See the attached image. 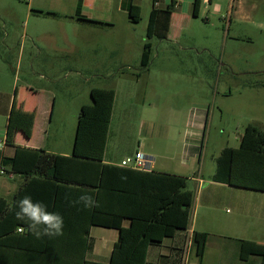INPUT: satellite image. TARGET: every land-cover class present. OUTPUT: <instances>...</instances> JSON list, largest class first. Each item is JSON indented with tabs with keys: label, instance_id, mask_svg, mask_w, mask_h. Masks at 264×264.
<instances>
[{
	"label": "rangeland",
	"instance_id": "374dc122",
	"mask_svg": "<svg viewBox=\"0 0 264 264\" xmlns=\"http://www.w3.org/2000/svg\"><path fill=\"white\" fill-rule=\"evenodd\" d=\"M11 1L0 0V13L8 11ZM16 1L27 4L26 0ZM234 3L233 11V0H213L211 5H202L199 17L191 15L182 24L175 19L170 39L154 40L148 70L141 66V51L136 46L118 55L68 57L57 53L52 59L66 63L77 58L80 65L52 72L32 69L31 43L26 41L22 57L18 40L14 41L16 49L7 51L0 22V132L7 120L15 116L9 115L15 89L37 86L51 102L56 98L54 116L50 113L44 122L47 143L50 148L58 145L59 150L71 152L80 107L92 104L91 89L119 88L120 77L126 76L136 82H131V88L126 85L120 90L117 109L121 112L128 95H132L130 106L136 115L126 122L131 130L125 142L119 144V150L116 143H111L108 154L131 157L140 149L153 157L148 153L155 150L169 158L156 157L154 169L159 170L160 163H167L170 172L186 177L201 174L205 184L200 191L205 187L227 199L241 189L208 185L217 170V158L225 148L240 146L249 124L264 131V0H234ZM147 21L145 12L142 21L136 24L135 44H140L145 36ZM47 41L44 37L39 42L44 47ZM92 60L96 61L91 63ZM197 110L208 111V122L203 138L197 143L200 156L184 166L181 154L187 140H192L186 133L187 116ZM14 119L11 131L17 133L19 120L16 116ZM119 125L116 119L114 128ZM188 188L198 193V183L189 180ZM218 206L215 213L219 218H227V210L235 212L227 200ZM201 219L202 215L198 224Z\"/></svg>",
	"mask_w": 264,
	"mask_h": 264
},
{
	"label": "crops",
	"instance_id": "0c3cea01",
	"mask_svg": "<svg viewBox=\"0 0 264 264\" xmlns=\"http://www.w3.org/2000/svg\"><path fill=\"white\" fill-rule=\"evenodd\" d=\"M26 1L27 4L25 5L13 0L7 6L8 11L5 14L3 12L0 13V22L5 33L2 39L3 46L7 51L15 50L16 45L14 41L18 40L20 57H22L26 48L25 43L29 41L33 50V53L30 54L33 56L30 63L31 68L49 72L57 71L58 68L71 70L80 65L77 58H71L66 63L61 60L52 59V55L57 53L68 57L80 56L81 54L101 55L103 53L118 55L130 51L136 46L141 51L142 57L144 45L147 42V28L140 44H135L137 27L136 24L131 22L129 17L131 6L135 5L140 8L142 21L145 12L149 19V15L154 7L166 8L174 1L178 3L168 37L166 39H152L153 48L154 40L170 39L175 19L176 22L178 20L182 24L193 15L194 3V0H157V4H154V0ZM203 4H209L208 0H204ZM234 4L233 0V5L231 6L233 11ZM23 17H25L24 21ZM44 37L48 41L47 46L43 47L42 42L39 41ZM60 37L64 39L66 45L61 43ZM94 61L96 60H92L91 63ZM120 80L122 82L119 88H111L115 90L116 95L104 154L105 164L119 167H121V162L129 156H125L123 153V155H109L108 148L114 142L119 150V144L125 142L129 130H131V127L129 128L126 122H129L136 115L130 106V104H133L132 95H128L123 110L118 112L117 106L121 93L120 90H123V87L126 85L131 88V82H136L126 76L120 77ZM41 93V88L33 85L20 86L15 89L13 98L10 101L11 108L9 106V115L10 113H12V116L15 114L16 119L20 120L22 114H29L32 122L28 133L20 129L17 133H13L9 130H11L15 119L13 121L7 120L8 122L4 131L0 132V142L4 144V148L1 151H3L4 156L9 158L14 157L16 146L38 150L43 149L45 152L54 155H72L73 148L71 152L61 151L58 145H52V148H50L47 143L46 136H48V131L44 122L50 113L52 117L54 116L56 98H53L52 103L50 97ZM122 99H124V96ZM177 113L183 115L182 111H178ZM121 114L122 117L120 119L119 116ZM208 116L209 113L206 110L188 113L186 126L189 129L186 133L189 137L188 139L191 138L192 140L191 142L187 140L186 147L181 154L184 166L198 155L200 156L198 152L199 144L197 143L200 142V138H203L205 134ZM116 119L119 120L121 126L119 125V127L114 128ZM202 131L203 133L201 134ZM136 152L142 151L139 149ZM148 154L153 155L154 159L156 157H161L165 160L169 158V156L161 155L155 152V150L149 151ZM159 165L160 169H154L155 171L186 177L178 172L167 170L171 167L167 163H160ZM214 174L212 175V181L208 185L213 184V186L232 188V186L227 184L213 181ZM186 178L188 190H190L188 188L189 180L198 183L199 188L197 194H194L190 190L194 195L191 209L193 220L190 217L188 230H177L173 237L165 238L160 244L150 245L146 264H261L262 259L258 255H251L246 260L241 259L240 241L244 240L264 244V192L238 188L241 191L231 193L226 199L214 192L207 191L205 187L200 191L201 186L205 184V180L201 174H195L193 177ZM31 179L30 176L20 174L12 177L1 176L0 197L12 205L15 195ZM44 184L41 181H32L29 191L25 194L26 196H30L34 202L44 204L47 210L51 212V205L47 206V204L52 196V185ZM224 200L229 201L235 209L234 213L227 210V218L225 219L219 218L215 213L219 207L218 205H221ZM16 208L18 211V207ZM59 214L63 217L64 221L63 231H89V236L85 244L82 242L76 244L72 241L62 244L56 255L48 257V264H109L113 248L119 239V231L115 228L97 225H92L89 228L90 211L87 208L82 209L70 206L61 209ZM200 215H202V219L198 224ZM20 221L29 223L26 219ZM129 225L130 220L123 221L124 227H129ZM196 231L209 234L202 262L199 261L193 242V234Z\"/></svg>",
	"mask_w": 264,
	"mask_h": 264
},
{
	"label": "trees",
	"instance_id": "16d2710c",
	"mask_svg": "<svg viewBox=\"0 0 264 264\" xmlns=\"http://www.w3.org/2000/svg\"><path fill=\"white\" fill-rule=\"evenodd\" d=\"M157 2L154 0V4ZM203 2L194 0V17H199ZM212 2L208 0L209 4ZM177 5L174 1L166 8L154 7L149 15L147 42L141 57L145 70L151 62V40L168 37ZM129 17L132 23L138 24L140 8L132 5ZM90 94L92 104L83 105L79 112L72 155H54L43 149L16 146L15 156L9 158L0 150V163L9 168V173L32 178L15 195L12 205L0 197V264H48V257L56 255L62 244L87 242L89 231H63L60 236L37 238L30 231L29 223L16 219L17 203L26 196L32 181L52 185V196L47 204L51 205V212L59 213L70 206L85 209L82 204L73 203L85 193L98 202L99 207L89 209V228L97 225L119 231L109 264H146L150 245L173 237L177 230H188L194 195L187 189V178L105 164L116 92L92 88ZM31 122L29 114L24 113L18 128L28 133ZM216 163L213 181L264 192V131L249 124L240 146L225 148ZM124 220H130L129 227L123 226ZM208 238L205 232L193 234L200 262ZM251 255L260 256L264 264V244L240 241L241 259L246 260Z\"/></svg>",
	"mask_w": 264,
	"mask_h": 264
},
{
	"label": "clouds",
	"instance_id": "9594fccd",
	"mask_svg": "<svg viewBox=\"0 0 264 264\" xmlns=\"http://www.w3.org/2000/svg\"><path fill=\"white\" fill-rule=\"evenodd\" d=\"M73 203L82 204L87 209L99 207L98 202L86 193ZM17 207L19 210L16 212V218L29 221V229L37 238L63 234V217L59 213L48 211L42 203L34 202L30 196H25L18 201Z\"/></svg>",
	"mask_w": 264,
	"mask_h": 264
},
{
	"label": "built area",
	"instance_id": "2783aa9c",
	"mask_svg": "<svg viewBox=\"0 0 264 264\" xmlns=\"http://www.w3.org/2000/svg\"><path fill=\"white\" fill-rule=\"evenodd\" d=\"M4 144L0 142V150H3ZM155 159L151 156L145 155L142 152H136L133 156L124 159L120 166L135 171L151 172L154 170ZM1 176H14L9 173L8 169L0 163V177ZM22 231V228L19 229Z\"/></svg>",
	"mask_w": 264,
	"mask_h": 264
}]
</instances>
